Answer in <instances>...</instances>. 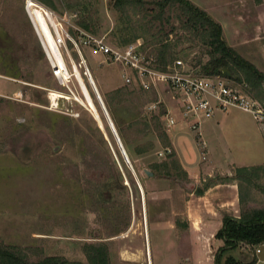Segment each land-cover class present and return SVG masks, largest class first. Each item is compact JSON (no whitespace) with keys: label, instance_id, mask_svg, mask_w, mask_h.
<instances>
[{"label":"rangeland","instance_id":"obj_1","mask_svg":"<svg viewBox=\"0 0 264 264\" xmlns=\"http://www.w3.org/2000/svg\"><path fill=\"white\" fill-rule=\"evenodd\" d=\"M71 1L74 0L65 2ZM92 1L95 8L90 12L98 19L101 28L97 34L106 36L114 45H120L109 34L118 22V12L112 8L114 0ZM144 1L135 8L128 7L133 18L138 20V25L142 26L143 34L134 42H145V52L154 54L156 38L152 34H165L174 26L176 29L169 39L177 42L184 31L178 29L180 23L175 9L168 12L171 23L166 22L159 30L162 25L151 20L155 7L152 0ZM191 1L221 23L229 44L237 45L234 47L244 57L255 60V65L264 70V39H251L261 36L259 28L262 16L256 11L255 4L262 0ZM65 2L54 0L56 9L45 5L54 10L58 17L68 14L70 30L76 34L73 25L77 27L78 18L89 11L78 6L68 8ZM23 6L24 0H0V93L6 95L2 94L0 101V241L13 245L42 246L48 253H63L71 260L86 261L81 251L82 242L106 240L113 264L112 258L120 250L136 252L143 248L146 217L151 228L153 219L173 218L171 210L175 209V212L179 211V217L174 219L180 218L185 222L186 215L181 209L186 192L209 176L197 183L182 177L178 178L179 181L146 177L145 170L149 164L154 160H163L168 152L160 144L142 154L133 150L143 147L147 140L156 138V134L142 137L134 132L136 129L132 127L130 118L136 110L129 104L118 110L126 137L131 141L132 160L119 135L131 164L126 162L89 75L85 74L88 69L104 98L112 90L126 84L121 67L84 46L81 49L86 57L85 63L79 66L81 60L75 49H71L74 60H66L71 73L74 63L79 66L102 119L103 124H100L92 111L78 100L83 94L77 78L72 75L64 82L58 80L45 57L40 58L38 38ZM146 28H150V32ZM181 40L176 47L178 58L188 57L191 60L201 55L203 62L207 61L208 56L203 54L201 44L185 41L184 38ZM15 62L21 64L23 77L9 75L8 69ZM230 82L242 88L234 80ZM18 90L23 91L24 101L13 97ZM52 92L64 96L53 99ZM159 102L162 101L158 93V100L147 102L139 118L148 119L150 114L162 111L166 106L164 102ZM153 104L155 106L152 108ZM217 110L220 109L215 112ZM222 116L223 123L216 126L214 135L207 129L203 130L201 141L207 140L205 142H208V149H212V157L220 158L218 163L231 169L232 173L236 166L263 163L261 123L251 113L238 107H230ZM194 135L200 151L193 147L194 152L189 157L201 167V161L207 160V147L202 146L196 132ZM224 140L227 142L224 143ZM203 153L206 154L204 158ZM224 176L219 172L212 175L216 180ZM168 188L171 189L169 193ZM252 193L253 200L248 206L264 207V193L259 189H253ZM152 233L159 234L158 231ZM177 243L182 244L181 240ZM190 243L189 240L183 243L186 251H180L182 254L175 257L176 260L165 253L164 260L169 261L166 264H195ZM202 247L206 253L198 261L203 259L201 264H214L218 250L216 244L204 241ZM243 252L247 251H243L241 246L226 250L222 260L231 254L238 258L246 255Z\"/></svg>","mask_w":264,"mask_h":264},{"label":"trees","instance_id":"obj_2","mask_svg":"<svg viewBox=\"0 0 264 264\" xmlns=\"http://www.w3.org/2000/svg\"><path fill=\"white\" fill-rule=\"evenodd\" d=\"M39 1L55 9L57 8L54 0ZM62 1L65 2L66 0ZM144 3V0L113 1L112 8L118 12V22L117 26L109 33L112 40L117 41L120 45H126L141 37L143 34L141 32L142 26L138 25V20L133 18L128 7L135 8ZM152 4L155 7L151 14V20L152 22L158 21L162 25L159 30L163 29L166 22L171 23V16L168 12L175 9L176 17L180 23L178 29L184 31L181 36H178L177 42L169 39L176 29L174 26L169 32H164L165 34H152L156 38V50L153 52H155L156 65L159 68L165 69L178 58L176 47L184 38L185 41L201 44L203 54L208 56L205 62H203L201 55L191 60L186 57L184 59L188 64L196 69L201 68L207 75L223 74L222 68L228 67L233 73V77H230V79L238 83L243 91L254 98L264 99V70L259 69L253 62L244 57L237 48L227 42L223 27L217 19L191 0H152ZM66 5L71 9L78 6L89 11L86 15L78 18L77 25L95 34L99 33L101 28L98 19L90 12L95 8L92 0H74ZM24 12L29 21L25 8ZM29 24L32 27L31 21H29ZM146 30L150 32L151 29L146 28ZM69 45L72 46V43L69 42ZM38 50H40V58L45 57L50 66L39 41ZM20 65L17 62L13 63L8 69L9 75L23 77ZM38 95L39 98L40 95ZM147 96H150V98H145ZM103 99L130 157L132 154L129 148L131 141L126 137L122 119L118 114L119 108L126 107L127 104L136 110L130 118L132 127L136 129L134 132L142 137H147L151 133L156 134V138L147 140L143 143V147L134 148L133 150L138 154H142L154 150L159 144L165 148H171V151L163 160H154L149 164L146 170L152 172L153 175L150 176L145 170L146 177H165L172 178L175 181H179L178 178L182 177L187 181H191L176 151L172 148L170 136L163 126L162 115L164 111L154 112V114H150L148 119L139 118L147 102L158 100L156 89H143L136 87L134 84L126 83L124 86L109 92ZM159 103L162 104V102ZM232 179L238 181L240 214L237 217L231 214L224 216L223 225L217 234L224 241V244L218 248L214 264H255L257 256L254 246L264 243V207H249L248 204L253 200V189H259L264 193V163L236 166L231 176L225 175L217 180L210 176L203 180L200 185H197L194 192L201 195L209 187ZM176 226L187 228L188 222H182L180 218H177ZM240 246L244 251H247L244 252L246 255L243 256L242 254L239 258L229 255L224 261L222 260V255L226 249ZM81 251L85 255L86 261L71 260L63 253H48L42 246L13 245L0 241V264H111V249L106 240H86L82 242Z\"/></svg>","mask_w":264,"mask_h":264},{"label":"built area","instance_id":"obj_3","mask_svg":"<svg viewBox=\"0 0 264 264\" xmlns=\"http://www.w3.org/2000/svg\"><path fill=\"white\" fill-rule=\"evenodd\" d=\"M24 7L50 68L58 80L62 79L63 82L67 80L63 79L60 60H63L64 64H67L66 60H74L71 49H75L80 56V66L86 62L81 47H90L95 53L104 56L105 60L121 67L125 83L134 84L143 89L154 88L157 92L161 84L166 85L168 91L178 101L190 129L196 132L200 141L203 140L202 121L212 118L216 109L226 111L230 107H238L251 113L264 126V99L250 96L232 84L231 79L224 74L207 75L182 58H177L165 69H161L156 65L155 54L145 52L143 42L114 45L107 40L106 36H100L75 25L73 26L77 33L73 34L69 27L71 22L68 14L58 17L54 10L39 0H24ZM2 94L0 93V97ZM23 95V91L18 90L14 92L13 97L18 101H24ZM51 105H53L52 102ZM154 106L153 104L151 107ZM163 111L162 119L165 129L171 132L176 129L178 119L174 110L164 108ZM201 143L203 147H207L205 140ZM165 150L170 152L171 148H165ZM204 157H206L205 153H203Z\"/></svg>","mask_w":264,"mask_h":264},{"label":"crops","instance_id":"obj_4","mask_svg":"<svg viewBox=\"0 0 264 264\" xmlns=\"http://www.w3.org/2000/svg\"><path fill=\"white\" fill-rule=\"evenodd\" d=\"M255 9L258 12V14L262 16L261 18L262 24L261 27L259 28V30H261V34H260L261 36H259L258 38L255 36L254 38L251 39L260 40L261 38L264 39V0L255 4ZM36 38H38V36ZM37 40L40 43L39 38ZM230 45L233 47L237 46L231 43ZM249 61L255 64V60H249ZM158 93L161 101L164 102L166 106L165 108H170L174 110V113L178 119V124L176 129L171 131L169 133V136L172 143V148L176 151L183 167L188 173V177L193 182L197 183L200 182L201 179H203L206 176L207 177L212 176L215 172H219L222 175L231 176L232 175L231 169H226L221 164H219L218 160L220 158L214 159V156L212 157V149L210 147L209 149L207 147V160L201 161L202 162L201 164L199 163L200 164L199 166L201 167H198V164H196V162L195 163L192 162V158L189 156L191 153L194 152L193 147L198 152L200 151L197 142L195 140V135H194L195 132L190 129L187 120L185 119L183 113L179 108L178 101L173 97L172 93L168 91V87L164 84H161L159 86ZM166 94L168 96H166ZM225 113L226 111L222 112L221 110H217L215 112V115L212 117L213 120L203 119L201 124V131L203 136L205 131L204 129H207L209 133L213 132V135L216 133L214 129H216V126H220L223 123L222 119L224 117L222 115ZM242 125L248 127L246 124H242ZM260 130L264 136V126L260 125ZM225 142H227V140H224V143ZM206 143L208 146V142ZM254 164L255 163L250 165H254ZM195 185L197 186V184ZM170 191L171 189L168 188L167 193H169ZM182 207L183 209L181 210L184 212L182 213L186 215V217H184L185 221L188 222L187 228L184 227L180 229V227L176 226V219L174 218L179 217L178 216L179 211L175 212V209L171 210V213L174 216L173 218L167 217L164 219H153L151 228L148 226L147 223L148 219L146 217L145 220L146 228L144 230L146 241L143 248L142 249L140 248L136 252L128 251L126 249L120 250L117 256H113L112 258L114 259L112 260L113 264H138V263L166 264L169 261L164 260L166 257L165 253L172 255L174 259L175 257L178 258L179 255L182 254L181 253L182 251L183 252L186 251L185 250L186 248L183 246V243L186 240H189L191 242L189 248L190 247L192 248V251L190 248L191 251L190 253H192L191 255L195 258L194 260L195 264H199V263L201 264L203 259L202 260L199 259V261L201 260L199 262L198 258H201V256L206 253L202 247V242L204 241H209L211 243L213 242V244H216L217 248L222 246L224 244V241L221 238H219L217 234L223 225L224 216L226 214H231L236 217L239 216L240 202H239V188H238L237 180L232 179L229 180L228 182L217 183L209 187L201 195H197L194 192V189H192L188 193L186 192V197L184 198ZM152 231L153 232L158 231L159 234L154 235ZM176 240L177 241L181 240L182 244L179 245V243H177ZM226 250L229 251V249ZM254 250L257 256V262L255 264H264V243L255 245ZM114 261H116L117 263H115Z\"/></svg>","mask_w":264,"mask_h":264},{"label":"bare ground","instance_id":"obj_5","mask_svg":"<svg viewBox=\"0 0 264 264\" xmlns=\"http://www.w3.org/2000/svg\"><path fill=\"white\" fill-rule=\"evenodd\" d=\"M60 66L63 68L62 74H63V77L65 79H69L72 75H74L77 78V80H78V82L80 84L81 90H82V94H83V97H81V98L78 97V100L81 103L85 104L87 107H89V109L92 111V113L94 114L96 119L100 122V124H102L100 119H99L98 111H97L96 105L94 103V100L91 97L90 92H89V90L87 88V85H86V83L84 81L83 75H82L81 71L79 70V66L77 64L73 65L72 73L69 71L68 65L64 64L63 60H60ZM87 80H89V79H87ZM56 92L52 93V98L53 99H56L57 97H61L62 96V94H58ZM63 96H64V94H63Z\"/></svg>","mask_w":264,"mask_h":264},{"label":"water","instance_id":"obj_6","mask_svg":"<svg viewBox=\"0 0 264 264\" xmlns=\"http://www.w3.org/2000/svg\"><path fill=\"white\" fill-rule=\"evenodd\" d=\"M222 72H223V74H224L225 76H227L228 78L233 77V73L231 72V70H230L228 67H223V68H222ZM85 74H88V75H89V79H90V81H91V83H92V85H93V87H94V90H95V92H96V94H97V97H98V99H99V101H100V104H101V106H102V108H103V110H104V112H105V116H106V118H107V120H108V122H109V125H110V127H111L113 133L116 135V138H117V141H118L119 147H120V149H121L122 155H123L124 158H125V161L128 162L129 164H131V163H130V160H129V156H128V154H127V152H126V150H125V148H124V146H123V144H122V142H121V139H120V137H119V134H118V132H117V129H116L115 125H114V122L112 121V119H111V117H110V114H109V112H108V110H107V107H106V105H105V103H104V100H103L101 94L99 93V90H98V88H97V86H96V84H95V82H94V79L92 78V76H91V74H90V71L87 69V70L85 71ZM88 109H89V107H88ZM98 115H99V113H98ZM99 119H100L101 123L103 124L100 115H99ZM130 166H132V165H130ZM146 172H147L150 176L153 175L152 172H150V171H148V170H146Z\"/></svg>","mask_w":264,"mask_h":264}]
</instances>
